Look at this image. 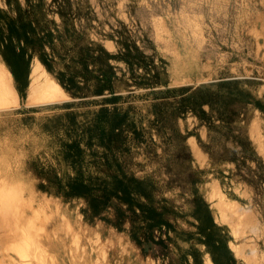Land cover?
Listing matches in <instances>:
<instances>
[{"label": "rangeland", "instance_id": "374dc122", "mask_svg": "<svg viewBox=\"0 0 264 264\" xmlns=\"http://www.w3.org/2000/svg\"><path fill=\"white\" fill-rule=\"evenodd\" d=\"M31 2L40 38L35 44L30 35L15 32L21 23L10 25L14 19H32L27 0H0V86L13 94L0 107L8 110L18 104L3 60L15 72L20 61L30 78L39 66L40 89L30 101L29 87L28 104L60 101L68 94L70 101L63 103V181L59 190L39 192L13 188L16 176L6 181L0 177L5 188L0 194L8 193L19 211L13 218L32 220L25 228L35 240L32 244L15 229L18 236L0 241V264H187L193 262L187 253L193 246L203 262L213 264L205 245L187 238L197 232L193 211L198 198L214 201L212 216L216 212L218 220L231 225L236 235L231 239L233 252L243 256L246 249L250 264H264V0ZM81 48L90 49L87 69L77 77L82 90H62L57 77L73 59L78 62ZM123 54L133 64L114 58ZM41 55L51 63L50 71L40 62ZM100 80L109 89L99 95L94 90ZM198 90L203 93L195 94ZM187 96H192L193 106L202 103L197 112L182 101ZM101 109L108 110L111 122L107 118L106 125L113 124V118L122 120L110 148L93 130ZM202 112L205 116L199 117ZM13 126L5 120L0 134L7 156ZM2 127L0 122L1 133ZM243 146L249 147L247 153ZM105 154L115 161L112 172L155 182V200L160 208H168L164 214L170 227L151 230L150 241L132 238L126 204L113 198L96 216L87 199L67 195L68 182L77 174L87 178L107 170ZM43 203H48L47 214ZM34 211L45 219L44 231L33 219ZM57 237L63 238L61 256ZM40 254L45 260H39Z\"/></svg>", "mask_w": 264, "mask_h": 264}, {"label": "trees", "instance_id": "16d2710c", "mask_svg": "<svg viewBox=\"0 0 264 264\" xmlns=\"http://www.w3.org/2000/svg\"><path fill=\"white\" fill-rule=\"evenodd\" d=\"M27 2L30 4V10L28 11L27 16L32 19H14L11 21L10 25L12 24L15 27L16 24L21 23L19 29L15 27V32L24 34L25 36L30 35L31 41L35 44L39 43L38 41L40 40V38L36 36L37 32L34 25V21H38V18L37 13L35 14V6L31 5V0H27ZM37 6L40 10L41 2H39V5ZM47 37L51 41V34L49 35V33H47ZM89 52V48H81V52H78V56H81V58L78 59V62L73 59V64L67 65L63 74H60V78L57 77L61 86L68 92L82 90L81 86L78 84L77 77L87 69L85 57ZM22 55H24V52H22ZM114 58L124 60L129 64H133L134 62L131 57L127 56V54H123L120 57L115 56ZM39 60L48 71L51 70L52 65L47 59L41 55ZM5 61L6 63L8 62V60ZM75 63L81 64L82 68H77ZM17 64L20 66V61H18ZM20 67L22 68V66ZM23 69L26 70L25 62H23ZM103 82L104 80L97 81V84H95V93L100 95L106 90V88L109 89V86L102 84ZM204 90L210 92L216 98L222 96L220 92H215L217 93V95H215L210 89ZM231 92L232 91H230V93ZM197 93L203 92L198 90L195 94ZM182 101L189 107L193 108L194 112H197V107H200L202 104L198 102L197 107L193 106L192 96L182 98ZM97 116L93 130L99 131L100 142L103 144L105 143L106 147L110 148L113 144L115 130L121 127L122 120L119 118H113V124L106 125V123L110 121L107 109H101ZM200 116H205V113H200L199 117ZM105 140L106 142H104ZM243 150L247 153L246 151L249 150V147L243 146ZM252 155L254 156L255 153ZM109 156V154H105V159L103 158L107 170H100L99 174L96 176L91 175L87 176V178L77 174L72 180H70L68 182L69 190L67 195L87 199L91 213L96 216H100L101 213L106 210L113 198L120 203L126 204V210L130 212V221L132 223V238L138 243L148 242L150 241L151 230L155 228L160 229L162 225L170 227L164 214L165 212L168 213L169 210L166 207L160 208L158 206V202L155 200L154 196L156 185L152 178H137L131 175L129 176L123 172L120 174L115 173L114 171L112 172L111 167L115 161L114 163H111ZM118 209L119 216L124 217L125 211L123 212L120 208ZM193 216L198 221L197 232L196 234L189 233L187 236L188 240L196 239L198 243L205 245V252L210 255L214 264H237L229 246L231 236L225 232L222 227L215 223L208 203L202 198L196 200ZM197 234L198 236H196ZM141 236L143 239H141ZM187 253L193 257V262L187 264H203L202 254L194 246ZM184 259L186 261L187 255L184 256Z\"/></svg>", "mask_w": 264, "mask_h": 264}, {"label": "crops", "instance_id": "0c3cea01", "mask_svg": "<svg viewBox=\"0 0 264 264\" xmlns=\"http://www.w3.org/2000/svg\"><path fill=\"white\" fill-rule=\"evenodd\" d=\"M37 61L39 60L37 59ZM3 64L6 67L11 66L9 61L6 63L3 60ZM9 67L7 69L12 75L18 104L12 109L0 112L2 113L0 122L1 124L3 122L2 133L0 130V134L3 135L5 120L8 119L11 125L15 123L10 142L6 144L11 145L9 146L11 147V156H7L2 152L5 146H3V140H1L2 142L0 141V177L6 181L8 176H16L12 178V182L14 183L13 188L17 190L39 192L59 190L61 189L59 185L63 181V103L70 101L67 99L68 94L66 93L67 98L64 100L28 104L27 100L31 83L30 72L26 75L20 66L17 72L13 71L11 67L9 69ZM51 77L58 83L53 75ZM62 90H64L63 87ZM193 138L188 137L189 142ZM258 145L257 143V147ZM261 156L263 155L261 154ZM206 200L212 210L214 201H210L208 198ZM238 207H240L239 203ZM212 213L215 223L218 226H229L231 231H227L228 234L231 236V239L236 238L229 222L218 220L216 212L214 214L212 211ZM233 243L232 240L229 242L232 252L231 244ZM236 246L238 247L239 245L236 244ZM233 255L237 264H247L249 262L246 257L251 254H248L245 249L242 254L243 256H238L234 252ZM207 256L212 261L210 255L208 254ZM203 264H207L205 260Z\"/></svg>", "mask_w": 264, "mask_h": 264}, {"label": "bare ground", "instance_id": "6f19581e", "mask_svg": "<svg viewBox=\"0 0 264 264\" xmlns=\"http://www.w3.org/2000/svg\"><path fill=\"white\" fill-rule=\"evenodd\" d=\"M38 68H39V66L37 65L36 67H35V69L32 71V73H31V83H30V96H31V98H30V101H33V99L35 98V97H33L32 95L34 94V92L35 91H37V90H39L40 89V84H41V78L38 76L39 74H38ZM0 84H1V80H0ZM12 93H11V91H10V89L7 87V90L6 89H3V87L2 86H0V106H3V105H6V104H8L10 101H11V99H12ZM36 95V94H35ZM6 109V107H0V112L1 111H3V110H5ZM7 109H9V108H7ZM1 116V115H0ZM260 143H262V142H260ZM11 148V147H10ZM10 150V149H9ZM6 155H8V154H6ZM11 156V155H10ZM1 161H2V159H1ZM29 188H31V187H29ZM5 189V188H4ZM4 189H1V187H0V190H4ZM8 191V190H7ZM9 193H11V192H9ZM12 194V193H11ZM16 194V193H15ZM11 197V196H10ZM9 197V195H8V193H1L0 194V241L3 239V238H7V237H9V236H13V237H15V236H18L17 235V231L15 230V229H17V230H19L20 231V233L22 234V232H24V237L23 238H31L32 239V234H31V232H29V230L27 229V228H25V225L27 224L29 227L32 225V220L31 221H25L24 219H23V216L21 217V215H20V217H15V218H13V216H15L16 214H18L19 215V211H17L16 209H15V207L14 206H12V201H10V198ZM13 197V196H12ZM30 198V197H29ZM13 199H14V197H13ZM12 200V199H11ZM23 200V199H22ZM25 203V202H24ZM34 203H35V201H34ZM44 203H46V202H44ZM43 203V204H44ZM47 205H48V203L47 204H44L43 206L46 208H43L42 209V211L44 212V213H46L47 214V211H48V207H47ZM32 207H33V205H31ZM222 204H220L219 205V213H221L222 214V211H221V209H222ZM18 207V206H17ZM27 208V207H26ZM34 208V207H33ZM221 208V209H220ZM27 210V209H26ZM37 211H34V220H37V221H39L40 222V226H41V228L43 229V225L45 226L46 224H45V219L44 218H42V217H40V214L39 213H36ZM223 216V215H222ZM230 221H232L231 219H230ZM27 222V223H26ZM50 224V223H49ZM34 228H35V226H34ZM33 230V229H32ZM41 230V229H40ZM62 230V229H61ZM43 231H44V229H43ZM46 231V230H45ZM29 234V235H28ZM31 235V236H30ZM75 235H77V234H75ZM49 239L50 238H48L47 237V240H46V242H45V244L46 245H49L50 246V241H49ZM27 240V239H26ZM29 240V239H28ZM10 241V240H9ZM12 242V241H11ZM10 242V243H11ZM23 242H24V240H23ZM27 242V241H26ZM31 242H32V244L34 243L35 244V240H31ZM57 247H58V251H59V255L61 256V254H62V250H63V238L62 237H57ZM1 243V242H0ZM27 244V243H26ZM1 245V244H0ZM13 245V244H12ZM5 246H7V245H5ZM14 246V245H13ZM18 246V245H17ZM26 246V245H25ZM12 248V247H11ZM15 248V247H14ZM28 248V247H27ZM16 249V248H15ZM17 249H20V248H17ZM23 249V248H22ZM8 250V249H7ZM24 250V249H23ZM16 251V250H15ZM28 251V250H27ZM24 252H25V250H24ZM43 252H45L46 253V251H45V249H43ZM20 253V252H19ZM27 253V252H26ZM21 254V253H20ZM20 254H19V257H20ZM23 254V253H22ZM47 255V254H46ZM26 256V255H25ZM27 257H28V253H27ZM26 258V257H25ZM45 256H44V254H40V258H39V260H45ZM2 260V259H1ZM9 263V262H8ZM7 263V264H8ZM14 263V262H13ZM27 263V262H26ZM1 264H2V262H1ZM21 264H23V262L21 263Z\"/></svg>", "mask_w": 264, "mask_h": 264}]
</instances>
